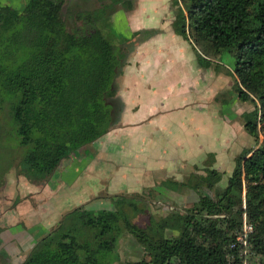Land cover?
Segmentation results:
<instances>
[{
	"label": "trees",
	"instance_id": "1",
	"mask_svg": "<svg viewBox=\"0 0 264 264\" xmlns=\"http://www.w3.org/2000/svg\"><path fill=\"white\" fill-rule=\"evenodd\" d=\"M99 1L101 21L134 9L127 0ZM65 2H0V109L19 145L31 146L19 162L21 173L31 178L50 176L71 154L102 138L110 128L112 103L118 102L115 80L123 64L116 47L97 27V12L87 13L80 24H67ZM172 2V32L191 47L200 67L231 81L221 105L234 96L252 106L243 115V129L254 146L234 157L222 189L224 172L213 168L211 160L202 169L192 167L182 182H173L175 189L189 191V200L193 195L192 204L177 205L158 222L133 212L146 216L145 227L123 211L126 199L139 196L98 197L110 210L95 214L83 206L73 209L68 215L78 211L85 227L96 229V242L87 245L69 232L55 235L58 228L19 264L120 263L122 236L141 252L139 260L125 264H226L243 215L252 227L247 240L264 264V0ZM127 206L134 208L133 203Z\"/></svg>",
	"mask_w": 264,
	"mask_h": 264
},
{
	"label": "rangeland",
	"instance_id": "2",
	"mask_svg": "<svg viewBox=\"0 0 264 264\" xmlns=\"http://www.w3.org/2000/svg\"><path fill=\"white\" fill-rule=\"evenodd\" d=\"M127 1L130 5H134L132 11L125 12V10L123 11L122 9L112 16L101 17L104 18L101 21V2L99 0H66L62 8L63 17L67 24H80L81 19L84 18L87 13L91 11L97 12V27L102 30L105 38L116 47L118 58L121 59V63L123 64L122 71L137 69L140 64L135 65V61L140 55L143 60L146 56L147 61L145 60L144 63L150 62L149 58L151 55L158 56V58L160 57L159 63L163 70L170 62L166 59L169 57V52L166 48V42L168 40H166L165 28L169 16L172 17V15H170L173 9L172 0ZM151 1H153V4H151ZM156 1L157 3H155ZM159 3L160 5L162 4L163 7H159ZM156 15L161 17L160 21L163 20L164 22L156 23V21L152 22L149 20L150 17ZM131 16L135 17L137 20L136 23L128 21ZM93 17L96 18V15ZM224 58L227 59L226 56ZM171 67L176 70V73H182L181 68L175 67L174 65ZM162 72L159 71L158 74L157 72L155 74L159 81L167 79V76L169 80H171L174 76V71L172 69L164 70V75L161 74ZM128 73H124L122 76L126 79L127 85L125 84V91L127 92V88H129V92L133 93L131 88L128 87V84L132 83V76H128ZM139 81H144L143 74L139 73L138 82ZM120 84L124 83L120 82ZM115 87L117 90L116 80ZM148 88L150 89V87ZM224 89H226V87H224ZM116 100L119 103L116 101L112 103L110 128L105 135L100 138L106 145L111 144L110 146L112 147L113 154H107L104 151L94 153L86 147L80 154L83 158L79 156L78 164L76 165L84 166V159L87 161L86 152L91 151L90 153L94 155V159L92 158L93 161H91L90 167L85 165L86 167L82 168L79 173L76 165H74L75 171L78 172V174H75L72 173L71 170L66 169L64 164L61 163L50 176L38 175L37 178H31L28 174L21 173L19 162L21 161L23 153L28 152L31 146L21 147L19 145V140L16 131L12 128L11 121L8 120L7 115L1 112L3 110L0 109V235L7 231L3 225L5 218H2L7 212L4 211L5 208L18 211L23 207H29V209L31 208L32 210H37L42 207L46 210V224H33L31 229L25 231L26 237L29 239L25 240L26 242L24 245L20 244L16 246L15 252H17V254L13 258L15 264H19L23 261L32 247L38 243L40 239L58 228L60 230H58L55 235L69 232L74 236L80 237L85 244L93 245L96 242L94 238L96 229L85 227L84 220L80 217L78 211L71 215H68V213L80 206L85 207L84 210L90 211L91 214H95L101 210H110L109 203H107L106 200H98V197L121 195L132 198L139 196L134 199H126V207H122L125 213L133 217V222L139 227H145L148 222L147 218L143 213L135 216L133 212H144L149 214L153 221L158 222L167 216L171 210L176 209L179 203L180 207H184L192 204L195 200L193 195L190 200L188 199L190 193L187 191L184 192L183 197H180L181 188L175 189L173 181L176 180V178H172V176L164 182L155 181V183L151 185H148L149 181H145V179L142 182L134 181L135 173L133 170L136 168V157L134 158L133 142L131 141L134 134V126L129 123L134 114L126 119L121 113L125 103L118 97ZM127 100L129 105H132L134 100L133 95L129 93ZM173 104L175 105L174 102ZM224 105V107L228 108L229 103ZM224 107L222 109L223 113L226 111ZM172 115L170 118H172ZM232 125L234 126L235 124L233 123ZM202 128L203 127H201V129ZM214 135L215 134L208 133L207 137H214ZM216 136L218 139L221 138L222 140V137L227 138L229 135L223 132L222 137L220 133H217ZM230 140L231 146L226 152V155L229 157L222 163L219 160V167L216 164V159H210V157L206 158L207 161L211 160L209 163L212 164L213 168L224 172L219 184V188L221 189L226 187L231 175V168L233 167L232 157L242 148L248 149L254 146L252 138L245 132L232 135ZM261 140L262 137L260 136L259 143H261ZM243 149L241 151H243ZM80 150L81 149L78 151ZM119 150L125 153V155L119 154ZM116 152L117 154H115ZM73 155L75 156L76 154L73 153ZM209 155L211 154H208V156ZM101 163L110 165L104 174L103 170L94 171L96 170V166L94 165ZM203 165H206V163H203ZM120 169L124 170L120 171ZM115 172H117L118 175H115ZM124 172L129 175L133 173L134 178L129 181L126 178L120 177ZM112 173L118 176V182L116 184L111 182L113 178V175L111 176ZM97 175L103 177H97ZM105 175H110L111 178L106 179ZM157 187L160 188L161 191H158L156 189ZM70 191H72V193H70ZM75 192L78 194V197L73 194ZM128 203H133L134 208L128 207ZM114 206H116V204ZM119 210L121 209L119 208ZM122 238L121 241H118L117 250V255L120 257L121 261L120 263L117 261L116 264L133 263L139 260L141 258V252L137 244L129 237L124 238V236H122Z\"/></svg>",
	"mask_w": 264,
	"mask_h": 264
},
{
	"label": "crops",
	"instance_id": "3",
	"mask_svg": "<svg viewBox=\"0 0 264 264\" xmlns=\"http://www.w3.org/2000/svg\"><path fill=\"white\" fill-rule=\"evenodd\" d=\"M158 6L163 7L160 3ZM160 19L161 17L157 15L149 18L152 22L163 23L164 21H160ZM128 21L136 23L137 20L131 16ZM171 22L172 17L169 16L165 28L166 40H168L166 48L169 52V57L166 59L170 61L167 66L162 70L159 63L160 57L155 55H151L150 62L144 63L146 56L143 60L140 55L135 61V65L140 64V66L130 71L123 69L124 71L116 79V95L125 103L121 113L126 119L134 114L129 123L134 126L131 141L133 142L134 158L136 157V168L133 170L135 178L133 173L129 175L125 172L120 177L129 181L134 178L135 182H142L145 179V181H149L148 185L155 183V181L164 182L171 176L176 178L173 182H182L191 173L192 167L203 168V163L207 160L208 154L216 159V164L219 167V160L222 163L229 157L226 152L231 146V136L244 132L243 115L252 110L249 103H239L232 96L228 108L223 106L226 111L222 112L221 94L230 90L231 81L221 73L214 72L213 69L208 70L200 67L191 47L170 30ZM173 65L181 68L182 73H176V70L171 67ZM167 69L174 71L173 78L169 80L167 76L165 80H157L156 72L158 74L159 71H163L161 74L164 75V70ZM124 73L132 76V83H129L128 87L133 93L129 92V88H127V92L125 91L126 79L122 77ZM139 73L143 74L144 83L138 82ZM120 82L124 84H120ZM129 93L133 95L132 105H129L127 100ZM171 115L172 118H170ZM200 126L203 128L201 129ZM223 132L229 136L223 138ZM208 133L215 135L214 137H207ZM217 133L221 134L222 140L217 138ZM102 141L100 139L87 148L94 153L104 151L107 154H113L111 144L106 145ZM83 150L84 148L74 152L75 156L71 154L62 163L66 169L78 174L82 168L90 167V163L94 159L91 151L86 152L87 161L84 159V166L76 165L79 156L83 158L80 155ZM118 153L125 155L120 150ZM74 165H76L78 172L75 171ZM94 166H96L95 172L103 170L104 174L110 165L101 163ZM123 170L120 169V171ZM112 175L111 182L116 184L118 176L115 175L118 173L115 172V175L113 173ZM97 177L103 176L97 175ZM105 177L106 179L111 178L110 175H105ZM156 189L161 191L158 187ZM184 192L185 189H181L180 197H183ZM73 194L78 197L76 192ZM4 211L7 212L2 216L5 218L3 225L7 231L0 235V264H15L13 258L17 254L15 252L16 246L24 245L25 240L29 239L26 237L25 231L31 229L33 224H46V210L42 207L37 210L23 207L18 211L8 208H5Z\"/></svg>",
	"mask_w": 264,
	"mask_h": 264
},
{
	"label": "built area",
	"instance_id": "4",
	"mask_svg": "<svg viewBox=\"0 0 264 264\" xmlns=\"http://www.w3.org/2000/svg\"><path fill=\"white\" fill-rule=\"evenodd\" d=\"M243 207H245L244 203ZM251 232L252 227L247 224L246 217L243 215L240 231L229 245L225 256L226 264H260V256L251 249L247 240Z\"/></svg>",
	"mask_w": 264,
	"mask_h": 264
}]
</instances>
